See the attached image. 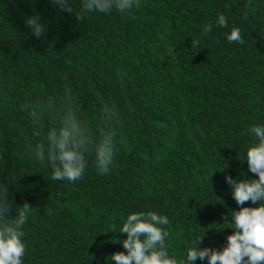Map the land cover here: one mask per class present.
<instances>
[{
    "label": "trees",
    "instance_id": "trees-1",
    "mask_svg": "<svg viewBox=\"0 0 264 264\" xmlns=\"http://www.w3.org/2000/svg\"><path fill=\"white\" fill-rule=\"evenodd\" d=\"M220 14L228 27L216 26ZM33 15L46 24L40 38L26 25ZM233 27L243 44L227 41ZM65 76L94 136L97 92L121 113L111 171L99 174L90 155L76 183L50 179L26 155L36 140L21 109L28 96L60 97ZM256 125L264 126V0H140L83 22L49 0H0V182L14 169L10 198L33 208L24 264H115L127 216L149 211L169 219L170 256L187 264L205 232L200 247L222 250L239 210L225 176L256 178L246 162ZM50 126L57 116H45V133Z\"/></svg>",
    "mask_w": 264,
    "mask_h": 264
},
{
    "label": "clouds",
    "instance_id": "clouds-1",
    "mask_svg": "<svg viewBox=\"0 0 264 264\" xmlns=\"http://www.w3.org/2000/svg\"><path fill=\"white\" fill-rule=\"evenodd\" d=\"M49 2L60 11L74 14L78 22H83L87 13L109 14L113 9L126 13L140 6V0H81V7L77 10L73 7L74 0ZM249 11L254 14L255 8L249 6ZM247 18L248 12H245L244 19ZM26 25L37 38L46 31V24L40 22L39 15L28 17ZM216 26L228 27L225 15L218 16ZM212 30V24L204 26L205 35ZM226 38L229 43L245 42L237 27H233ZM199 43V40H192V47H199ZM63 79L65 84L60 97L28 96L21 106L31 122V136L36 140L34 144H27L26 155L38 161L43 168H50V179L56 181L67 180L76 183L82 180L90 155H94L98 173L108 174L118 149L120 110L116 104L105 101L97 92L101 121L95 125L94 136L93 122L82 111L76 94L67 83V76ZM46 115L57 116L59 126H50L45 133ZM249 131L257 142L247 150L246 162L248 171L256 178L233 179L231 176H225L239 210L231 212V223H228L227 215L222 219L232 225L234 230L227 237V243L222 250L200 247L206 232L196 236L194 246L187 251V264H194L197 260H207V264H264V203H261L264 202V126L256 125ZM15 179L16 171L13 169L7 180L0 182V264H24L23 257L26 254L24 226L28 223L33 208L27 202L22 206L13 204L9 187ZM246 202H251L256 207H243ZM14 208L16 215L13 218L10 213ZM168 224L166 215L154 211L128 215L120 231L127 236L121 242L126 252L112 254V261H115V264H185L184 260L169 255L166 240L170 233L165 227Z\"/></svg>",
    "mask_w": 264,
    "mask_h": 264
}]
</instances>
